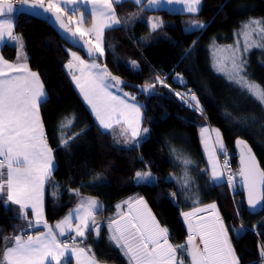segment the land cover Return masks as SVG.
<instances>
[{
    "label": "trees",
    "instance_id": "16d2710c",
    "mask_svg": "<svg viewBox=\"0 0 264 264\" xmlns=\"http://www.w3.org/2000/svg\"><path fill=\"white\" fill-rule=\"evenodd\" d=\"M116 11L123 23L105 32V57L98 60L114 76L120 77L124 82L121 85L141 106L143 127H148L149 136L138 146H124L117 143L119 138L114 132L103 131L73 86L65 70L71 60L70 51L88 58L65 43L45 21L18 15V20L27 23L23 31L24 51L31 68L41 75L48 93V102L41 105L40 115L56 167L46 184L45 219L54 225L81 196L99 198L103 211L96 219L101 232L98 237L89 235L84 244L100 263L128 264L127 258L108 238L107 222L117 214L116 205L142 196L161 225L168 228L170 242L179 245L188 236L182 213L215 203L226 226L239 228L242 224L246 229L238 237L229 227V237L240 264H259L260 248L264 246V209L260 213L248 210L243 190L237 189L242 184L236 183L237 191L231 194L226 182L213 183L201 171L209 166L199 127L208 125L221 130L231 173L239 172L237 139L251 144L264 169V107L213 66V46L232 45L242 24L250 17L264 19V0H202L197 14L146 11L126 0ZM153 16L162 18V25L156 31L150 27ZM193 20L204 23L205 27L191 29ZM8 57L12 58L13 52ZM132 61L138 64L137 68L131 66ZM247 61L249 78L264 86V48L250 51ZM175 73L185 78V85L173 80ZM157 75L166 78L169 87L157 84L154 92H142L141 86L154 83ZM188 89L198 96L206 118L174 94ZM73 117V123L62 129L65 118ZM75 133L81 134L69 142V147L61 145L62 135ZM177 153L194 162L188 169L192 177L188 189H183L179 180H170V176H184ZM221 160L223 163V157ZM147 170L157 178L156 182H135V173ZM96 176L102 179H94ZM70 189H79L81 195H75ZM171 193H176L174 199ZM123 210H127L126 206ZM27 211L29 219H33L31 210ZM19 216V205L9 202L6 209L0 201V236L11 237L23 230L25 221ZM29 231L38 233L42 228ZM2 245L0 240V248Z\"/></svg>",
    "mask_w": 264,
    "mask_h": 264
},
{
    "label": "snow or ice",
    "instance_id": "6c2138e0",
    "mask_svg": "<svg viewBox=\"0 0 264 264\" xmlns=\"http://www.w3.org/2000/svg\"><path fill=\"white\" fill-rule=\"evenodd\" d=\"M125 2L126 0H19L21 5L39 9L42 13H52L55 20L60 22V27L69 31L71 28L64 20L67 16L65 6H71V12L76 14L80 12L77 5H91L89 14L93 18L92 27L83 30L79 26L84 22V14L81 13L76 31L72 35L79 33L81 37H90L85 43L88 45L87 54L93 57V60L87 63L76 53H72L73 60L69 61L66 67L83 94V99L91 106L99 126L107 130L115 125H123L120 132L124 138L123 143L138 146L141 142L138 138L149 131L147 128H141V106L128 102L126 98L130 93L123 92L121 96L112 91L116 89L122 92L119 86L124 82L108 71L106 65L96 63V59L105 53L104 30L123 23L116 8ZM132 2L141 8L159 6L162 2L180 3L189 13H198L202 4V0H147V5H144L142 0ZM16 10L11 0H0V44L14 42L20 50L15 63L0 55V201L6 209L9 202L19 205V218L24 220L25 224L23 230L14 236H0L3 241L0 248V264H71L72 258L75 259V264H100L90 247L80 246L89 235H100L101 225L96 217L103 211V204L98 199L82 197L76 207L54 226L44 218V185L51 179L55 168L53 149L48 144L40 116V107L48 102V94L40 74L28 65V57L23 52L22 37L14 34L12 14ZM68 18L71 20V17ZM161 25L162 22L158 20L150 22L152 31H156ZM204 27L205 24L198 20L190 23L193 30ZM238 37H242V41L237 39L234 45L213 46V66L225 73L229 81L264 107V86L249 78L246 58V53L251 49L264 48V19L250 17L242 24ZM131 66L137 68L138 64L132 61ZM77 71L79 75L76 74ZM175 79L183 83L180 73H175ZM157 84L169 87L166 78L157 75L154 83H146L140 90L154 92ZM174 94L180 97L188 108L206 118L195 92L188 89L184 93ZM131 99L134 101L135 96H131ZM74 119L65 118L61 128L69 127ZM252 119L255 120V117ZM200 132L210 165L201 171L208 175L213 183L223 184L226 181L230 188L235 189V175L231 173L227 149L220 130L204 126ZM80 134L62 135L61 145L69 147V142L74 141ZM120 142L117 140V143ZM236 144L241 165L238 175L247 190V204L253 210L257 206L264 209V169L260 168L247 141L237 139ZM221 156L224 157L223 163ZM177 159L184 167V176H170V180L177 179L183 189H188L192 183L188 169L194 162L183 153H177ZM94 179L101 180L102 177L96 176ZM135 179L138 183L149 184L157 180L150 170L137 171ZM70 191L77 196L81 195L79 189ZM171 196L174 199L176 193H171ZM124 206L126 211L123 210ZM29 208L34 219L28 217ZM116 208L117 214L107 222L108 238L127 258L128 264H186L185 258L187 264H240L229 237V227L235 230L238 237L242 236L246 229L242 224L239 228L234 225L226 226L215 203L182 213L187 223L188 236L186 242L179 245L170 242L168 228L161 225L142 196L129 198L116 205ZM200 213H206L208 218L200 216ZM237 214L239 215V210ZM40 226L46 231H29ZM66 234H71L70 240L62 241L57 238ZM260 255L264 258V246L260 248Z\"/></svg>",
    "mask_w": 264,
    "mask_h": 264
},
{
    "label": "crops",
    "instance_id": "0c3cea01",
    "mask_svg": "<svg viewBox=\"0 0 264 264\" xmlns=\"http://www.w3.org/2000/svg\"><path fill=\"white\" fill-rule=\"evenodd\" d=\"M130 1H132V0H130ZM142 3L144 4V5H147V0H142ZM139 6V5H138ZM201 6H202V4H201ZM201 6H200V9H201ZM76 7H78L79 9H80V12H77V19H73V17H72V15H74L72 12H71V6H65V8H66V11H67V15H70L71 17H72V19L74 20V21H76L77 23H78V19H79V16H80V14L81 13H83L84 14V22H83V24L82 25H79L83 30H88V29H90L91 27H92V20H93V18H92V16L89 14V12H90V9H91V5H84V4H79V5H77ZM141 7V6H140ZM184 8H185V6L183 5V4H180V3H173V4H168V3H166V2H162L159 6H147V7H143L142 9H145L146 11H158V10H167V11H169V12H171V13H182V14H197V13H189V12H187L186 10H184ZM117 15H118V13H117ZM13 17V20H14V31H16V28H17V25H18V22H19V20H18V16H12ZM118 17H119V15H118ZM120 18V17H119ZM119 26H121V25H119ZM119 26H114L113 28H117V27H119ZM113 28H111V29H113ZM107 30H109V29H105L104 30V34H103V42H104V36H105V32L107 31ZM20 36V35H19ZM84 38L86 39V40H89L90 39V37L89 36H84ZM6 49V53H5V50ZM19 48H18V46L17 45H15L14 44V42H6V43H4V44H0V55H3L4 56V58L5 59H7V60H9L10 62H17V55H18V53H19ZM13 52V57L12 58H10V57H8V56H10L11 55V53ZM24 53L27 55V53L24 51ZM70 55H71V52H70ZM77 56H79L82 60H84L85 62H87V63H91L92 62V60L93 59H90V60H88V59H86V58H84L81 54L80 55H77ZM27 57H28V55H27ZM104 57H105V53H104V55H103V57H101V59L103 60L104 59ZM73 60V57H72V55H71V61ZM27 62H28V65H29V67L31 68V66H30V63H29V57H28V60H27ZM73 63H76L75 61H73ZM96 63H98V64H101L102 66H103V63L101 62V61H96ZM68 65V63L65 65V70H66V72H67V74L69 75V77H70V79L72 78V75H71V73L69 72V70H68V68L66 67ZM32 69V68H31ZM33 71H36V70H34V69H32ZM73 71H76L75 69H73ZM36 72H38V71H36ZM39 73V72H38ZM76 74L77 75H79V72L77 71L76 72ZM40 78H41V80H42V77H41V75H40ZM43 81V80H42ZM71 82H72V84H73V86L75 87V89H76V91L79 93V95L81 96V98L83 99V94L80 92V90H79V88L77 87V85H76V82H73V80H71ZM44 83V82H43ZM44 88H45V91H46V93H47V90H46V87H45V84H44ZM112 91H114L115 93L117 92L116 91V89H112ZM48 94V93H47ZM84 100V99H83ZM85 101V100H84ZM128 102L129 103H136L137 104V102L136 101H130V100H128ZM85 103L87 104V102L85 101ZM87 106L89 107V109H90V111H91V106L90 105H88L87 104ZM141 113H142V111H141ZM91 114H92V116H93V118H94V120L96 121V123L98 124V126H99V123H98V121H97V119H96V117H95V114L91 111ZM41 116V115H40ZM122 126L123 125H119V128L117 127V125H115L112 129H107V130H105V129H102V127L101 126H99L103 131H114V133L116 134V136L119 138V139H121V141H123V137L120 135V132H121V128H122ZM205 126H208V125H205ZM209 128H210V126H208ZM141 128H144L143 127V114H142V119H141ZM44 131H45V129H44ZM143 135V134H142ZM200 138H201V135H200ZM138 139H140V138H138ZM201 143H202V138H201ZM202 146H203V144H202ZM205 157H206V155H205ZM207 159V158H206ZM207 162H208V159H207ZM208 166H209V164H208ZM46 183L47 182H45V185H44V189H45V186H46ZM45 191V190H44ZM82 197H92V198H96V199H98L100 202H101V200L99 199V198H97V197H93V196H81V198ZM80 198V199H81ZM43 200H45V193H44V199ZM78 203H79V201H78ZM77 203V204H78ZM102 203V202H101ZM76 204V205H77ZM103 204V203H102ZM44 205V204H43ZM76 205L73 207V208H75L76 207ZM72 208V209H73ZM71 209V210H72ZM28 210H31L30 208L28 209ZM70 210V211H71ZM43 211H44V218H45V207L43 208ZM69 211V212H70ZM31 212H32V210H31ZM32 214H33V212H32ZM69 214V213H68ZM67 214V215H68ZM66 215V216H67ZM65 216V217H66ZM64 217V218H65ZM63 218V219H64ZM33 219H34V215H33ZM62 219V220H63ZM62 220H60V221H62ZM74 223H75V221H74ZM99 223V222H98ZM55 225V224H54ZM53 225V226H54ZM39 228H42V231H46V229H44L43 228V226H40ZM55 230V229H54ZM41 231V232H42ZM70 235L71 234H66L65 236H58L57 238L59 239V240H62V241H64V240H70ZM79 239V238H78ZM85 242V241H84ZM84 242L83 243H81L80 244V246L81 247H88L87 245H85L84 244ZM72 260H73V263L75 264V259H73L72 258ZM100 264H109V263H100Z\"/></svg>",
    "mask_w": 264,
    "mask_h": 264
},
{
    "label": "water",
    "instance_id": "95a60500",
    "mask_svg": "<svg viewBox=\"0 0 264 264\" xmlns=\"http://www.w3.org/2000/svg\"><path fill=\"white\" fill-rule=\"evenodd\" d=\"M12 4L17 9L16 12L14 14H12V16L22 14V15H27V16L33 17V18L40 20V21H45L53 29V31L65 43H67L70 47L82 52L88 59H93V57H91L87 54L88 45L85 43V41H87V40L84 37H81L79 35V33H77L75 36L72 35V33L75 32L76 30L72 27V25L70 23H68V21L65 17H64L65 23L69 25V28H71V31H69L68 29L60 27V22L55 20L52 13H42L41 10H39V9H32L30 6L21 5L20 3L12 2ZM38 12H41V14L37 15L36 13H38ZM173 80L176 81L175 76H174ZM177 83L179 85H185L186 84L185 78L183 77V83H180V82H177ZM243 140H245V139H243ZM245 141H247V140H245ZM247 143L251 147L252 152L255 155V158H256L260 168L263 169L255 150L253 149V147L251 146V144L248 141H247ZM235 148L237 150L238 164H239V169H240V167H241L240 159H239L240 152H239V148H238L236 142H235ZM242 190H243V193L245 196V203H246L248 210L252 213H260L263 210L260 206H257V208L255 210H253L247 204V190L243 187V185H242Z\"/></svg>",
    "mask_w": 264,
    "mask_h": 264
},
{
    "label": "rangeland",
    "instance_id": "374dc122",
    "mask_svg": "<svg viewBox=\"0 0 264 264\" xmlns=\"http://www.w3.org/2000/svg\"><path fill=\"white\" fill-rule=\"evenodd\" d=\"M12 2H13V0H11ZM46 2H47V0H46ZM15 3H17V1H15ZM16 16H18V15H16ZM68 17H71L70 15H67V16H65V18L67 19V21H68V23H70L71 25H72V27L76 30V27L78 26V23L76 22V21H74L73 19H77V13L76 14H74V15H72V17H73V19H72V17H71V20H69V18ZM153 20H158V21H160V22H162V18L160 17V16H153L152 17V20L151 21H153ZM26 28H27V23L25 22V21H21V20H19V22H18V25H17V28H16V35H20L21 37H22V39H23V42L25 43L26 42V40L24 39V37H23V31H25L26 30ZM237 39H241V41H242V37H238V33H237V36H236V39H235V41H234V43L232 44V45H234L235 44V42H236V40ZM254 49H257V48H253V49H251L250 51H252V50H254ZM261 49V48H260ZM250 51L248 52V53H246V58L248 59V57H249V55H250ZM23 52H24V49H23ZM71 52V54L72 53H76V55H80V53L79 52H77V51H75V50H71L70 51ZM103 57V56H102ZM98 58H101V57H98ZM98 58L96 59V61H100V60H98ZM71 61V60H70ZM213 61H214V49H213ZM69 63V62H68ZM218 71V70H217ZM219 73H221V74H223L225 77H226V75H225V73H223V72H220V71H218ZM227 78V77H226ZM71 80H73L72 78H71ZM73 82H75L74 80H73ZM123 91L122 92H120V91H117L116 92V94L117 95H123V92H127V93H130V96L129 97H127L126 99H128V100H130V101H133L132 99H131V92L130 91H127V90H125L124 89V87L122 86V85H120L119 86ZM79 94V93H78ZM135 101V100H134ZM138 104V103H137ZM139 105V104H138ZM42 119V118H41ZM205 126V125H204ZM204 126H201V127H199V131H200V129L202 128V127H204ZM117 127L119 128V125H117ZM208 127V126H207ZM145 128H147L148 129V127H145ZM210 128H217V127H210ZM45 129V128H44ZM219 129V128H218ZM149 130V129H148ZM220 130V129H219ZM114 131H111V133H113ZM220 132H221V130H220ZM221 134H222V132H221ZM200 135H201V132H200ZM149 136V131H148V133L146 134V135H142V137L140 138V140H142V139H144V138H146V137H148ZM223 136V135H222ZM120 141H121V139H119ZM223 141H224V139H223ZM120 143H123V141H121ZM123 145L124 146H126L124 143H123ZM224 145H225V142H224ZM50 146V145H49ZM203 147V151H204V153H205V155H206V158H207V153H206V151H205V149H204V146H202ZM226 147V146H225ZM53 157H54V155H53ZM221 157H223V156H221ZM228 158V157H227ZM221 159V158H220ZM223 159H224V157H223ZM54 164H55V167H56V163H55V158H54ZM228 162H229V159H228ZM221 163H222V160H221ZM209 164V163H208ZM209 167H210V165H209ZM54 170H55V168H54ZM54 170H53V172H54ZM53 172H52V174H53ZM238 173L239 172H237L236 170H234V171H232V174L233 175H235V180H236V183H240L241 184V178L239 177V175H238ZM46 182H48V181H46ZM135 182H137L136 181V179H135ZM226 182V181H225ZM138 183V182H137ZM47 184V183H46ZM227 184V183H226ZM238 185V184H237ZM238 187V188H237ZM236 188L239 190H242V188H239L240 187V185H238ZM236 188L235 189H232L231 188V190L233 191V192H235V191H237L236 190ZM45 191H44V193L46 192V186H45V189H44ZM43 208L45 207V200H43ZM193 211V210H192ZM191 212V211H190ZM200 216H204L206 219L208 218L207 217V214L206 213H200L199 214ZM184 218V217H183ZM185 221V220H184ZM185 223H186V221H185ZM186 225H187V223H186ZM197 242H199V240L197 241ZM74 259V258H73Z\"/></svg>",
    "mask_w": 264,
    "mask_h": 264
},
{
    "label": "built area",
    "instance_id": "2783aa9c",
    "mask_svg": "<svg viewBox=\"0 0 264 264\" xmlns=\"http://www.w3.org/2000/svg\"><path fill=\"white\" fill-rule=\"evenodd\" d=\"M17 3H19V0H17ZM16 33V31H14V34ZM230 166V165H229ZM230 170H231V168H230ZM227 174V173H226ZM227 183V182H226ZM228 185V184H227ZM231 194H233V191L231 190ZM258 263L259 264H264V258H262L261 257V255H260V258H259V260H258Z\"/></svg>",
    "mask_w": 264,
    "mask_h": 264
}]
</instances>
